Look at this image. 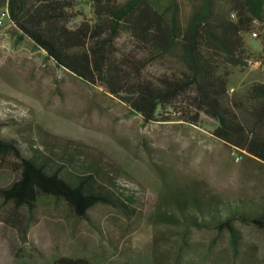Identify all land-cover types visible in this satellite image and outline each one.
<instances>
[{
  "label": "trees",
  "instance_id": "obj_1",
  "mask_svg": "<svg viewBox=\"0 0 264 264\" xmlns=\"http://www.w3.org/2000/svg\"><path fill=\"white\" fill-rule=\"evenodd\" d=\"M75 1L3 0L2 8L19 40H31L58 67L89 86L103 88L144 123L168 121L163 114L176 110L175 102L193 92V109L217 122L212 135L240 155L264 163V82L253 84L244 100L231 104L227 81L216 75L218 59L235 68H264V47L253 60L244 40L255 30L253 21L264 23V0H191L200 4L183 28L175 8L168 14L170 7L161 11L151 0H91L93 25L82 23L75 28L70 26ZM224 11L233 20H225ZM119 33L132 38L145 57L116 50ZM176 44L181 47L184 71L157 81L148 78L145 72L151 56L167 53ZM197 116L188 115L186 121L196 125ZM11 123L0 118V156L14 158L20 169L8 186L0 187V197L13 205V216L18 219L25 211L29 226L37 221L39 199L51 198L65 203L77 220L90 223L116 248L111 235L91 221L90 213L103 206L131 221L140 216L139 194L120 184L118 169L105 161L103 153L77 147L75 154H67L60 138L40 127L11 137L3 132ZM158 170L164 188L146 217L152 227L164 229L154 238L153 263L161 247L175 236L170 264H181L184 256L191 255L193 231L227 232L235 251L240 243L236 223L264 231V197L222 200L187 184L165 187L163 170ZM52 264L87 263L60 258Z\"/></svg>",
  "mask_w": 264,
  "mask_h": 264
},
{
  "label": "rangeland",
  "instance_id": "obj_2",
  "mask_svg": "<svg viewBox=\"0 0 264 264\" xmlns=\"http://www.w3.org/2000/svg\"><path fill=\"white\" fill-rule=\"evenodd\" d=\"M2 1L0 118L12 122L3 129L4 134L18 137L20 131L40 127L60 138L67 146V154H75L79 151L77 147L103 153L105 161L118 169L120 184L136 191L142 203L140 216L131 221L103 206L90 213L91 221L114 239L116 248H113L90 223L77 220L63 202L40 198L37 221L26 226L28 214L21 211L16 219L13 205L5 204L0 197V264H52L60 258L84 260L87 264H170L174 256L172 245L178 237L161 247L153 263L154 238L164 229H155L146 221L164 188L158 169L163 170L165 187L187 184L222 200L264 197V163L240 155L216 139L212 133L217 122L193 109L190 104L193 92L175 102L176 110L163 114L168 121L146 124L103 88L89 86L58 67L31 40H19L16 29L4 15ZM151 1L161 11L170 7L168 14L175 8L182 28L200 4L191 0ZM91 4V0L75 1L71 27L77 28L82 23L93 25ZM222 17L233 20L226 11ZM244 40L248 54L256 60L264 47V29L258 30V37L246 35ZM136 45L125 33H119L114 41L116 50H131L138 58L145 57L144 50ZM148 63L145 73L153 81L184 71L179 44L167 53L151 56ZM216 75L227 81L231 104L244 100L253 84L264 82V68H235L222 59L216 60ZM196 114V125L186 121L188 115ZM18 169L17 160L0 156V187L8 186ZM235 225L240 234L237 251L227 232L193 231L189 234L191 255L184 256L180 263L264 264V231L240 223Z\"/></svg>",
  "mask_w": 264,
  "mask_h": 264
},
{
  "label": "built area",
  "instance_id": "obj_3",
  "mask_svg": "<svg viewBox=\"0 0 264 264\" xmlns=\"http://www.w3.org/2000/svg\"><path fill=\"white\" fill-rule=\"evenodd\" d=\"M253 24L255 26V30L252 32L251 35L256 38V37H258V30L260 28L264 29V23H261V22L255 20V21H253Z\"/></svg>",
  "mask_w": 264,
  "mask_h": 264
}]
</instances>
